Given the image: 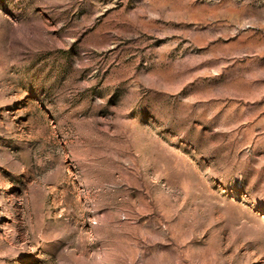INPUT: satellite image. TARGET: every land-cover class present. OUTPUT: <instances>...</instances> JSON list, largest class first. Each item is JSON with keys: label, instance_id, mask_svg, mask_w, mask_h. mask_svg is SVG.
Segmentation results:
<instances>
[{"label": "rangeland", "instance_id": "rangeland-1", "mask_svg": "<svg viewBox=\"0 0 264 264\" xmlns=\"http://www.w3.org/2000/svg\"><path fill=\"white\" fill-rule=\"evenodd\" d=\"M0 264H264V0H0Z\"/></svg>", "mask_w": 264, "mask_h": 264}]
</instances>
